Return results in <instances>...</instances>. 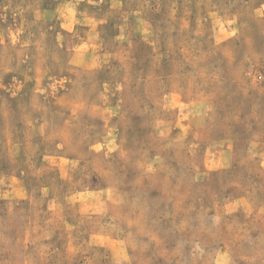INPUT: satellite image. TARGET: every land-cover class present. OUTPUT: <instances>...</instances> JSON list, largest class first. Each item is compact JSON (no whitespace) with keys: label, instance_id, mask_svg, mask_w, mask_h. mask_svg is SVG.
<instances>
[{"label":"rangeland","instance_id":"rangeland-1","mask_svg":"<svg viewBox=\"0 0 264 264\" xmlns=\"http://www.w3.org/2000/svg\"><path fill=\"white\" fill-rule=\"evenodd\" d=\"M0 264H264V0H0Z\"/></svg>","mask_w":264,"mask_h":264}]
</instances>
